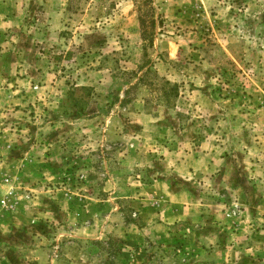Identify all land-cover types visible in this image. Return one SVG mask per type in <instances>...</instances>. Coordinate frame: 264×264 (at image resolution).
<instances>
[{"label":"rangeland","instance_id":"1","mask_svg":"<svg viewBox=\"0 0 264 264\" xmlns=\"http://www.w3.org/2000/svg\"><path fill=\"white\" fill-rule=\"evenodd\" d=\"M152 5L0 0L1 262L117 264L83 203L171 217L147 264H264V0Z\"/></svg>","mask_w":264,"mask_h":264},{"label":"crops","instance_id":"2","mask_svg":"<svg viewBox=\"0 0 264 264\" xmlns=\"http://www.w3.org/2000/svg\"><path fill=\"white\" fill-rule=\"evenodd\" d=\"M53 144L51 145V151H52V158L55 153V148L56 144L53 140ZM51 156V155H50ZM49 156V157H50ZM41 160V163H45V166L48 168H54L55 167V159H52V164L49 163V161H45L43 159H38V161ZM185 160V159H184ZM180 159V165L183 164V161ZM22 161V160H18ZM178 163L176 164V170H178L177 167ZM56 168V167H55ZM49 171V170H48ZM165 181V183L163 182ZM162 181H157V180H152L151 184L149 185V194H152L154 191L152 190L153 186L157 184L163 185L162 186V197L165 199L166 202H172V200H175L177 198V191L172 189V185L170 183H167L165 179ZM157 181V182H156ZM160 182V183H159ZM161 187V186H160ZM151 188V189H150ZM160 193V191H159ZM179 193V192H178ZM148 194V195H149ZM150 196V195H149ZM102 200V199H100ZM80 202L81 198H80ZM81 203V205H78L77 211H78V218L74 219V211L68 210L65 208L64 210H61L60 213L65 216L68 222L74 220L78 222L76 227L74 228V236L75 238L81 239V238H86V237H102V236H109L110 239H112L116 253L115 256L118 258L117 264H147L148 260V254H146V248H150L151 244L154 242H158V240L165 236L168 235V229H169V224L173 222L171 220V217H165L163 215L161 216L162 213L156 214V217H152L148 221H142L143 217L141 216V213H137L139 215L138 222H141L140 224L137 223V221H125L118 216H120V212H118V206L116 209H111L110 211L104 212L102 215H97L96 214V219L97 222L100 220V223H98V227L94 228L92 227V224H85V219L88 217V212H87V206ZM114 210V211H113ZM63 211V213H62ZM165 214V213H163ZM169 216V215H167ZM145 217V216H144ZM173 217V216H172ZM168 218V219H166ZM144 223V224H143ZM87 239V238H86ZM146 239H149V241L146 243ZM151 241V242H150ZM143 242L146 243L142 244ZM146 246V247H145ZM156 247H164V244H160L159 246ZM139 252V253H137ZM139 259V262L134 263L136 261L135 257ZM7 255V251L0 253V260L4 258ZM7 261V258L5 259ZM2 261V260H1ZM0 264H8L9 262H1Z\"/></svg>","mask_w":264,"mask_h":264},{"label":"trees","instance_id":"3","mask_svg":"<svg viewBox=\"0 0 264 264\" xmlns=\"http://www.w3.org/2000/svg\"><path fill=\"white\" fill-rule=\"evenodd\" d=\"M143 2L148 4L149 10H152V11L154 10V6L152 5V0H143ZM150 25H151V27L153 26L152 18L150 19Z\"/></svg>","mask_w":264,"mask_h":264},{"label":"built area","instance_id":"4","mask_svg":"<svg viewBox=\"0 0 264 264\" xmlns=\"http://www.w3.org/2000/svg\"><path fill=\"white\" fill-rule=\"evenodd\" d=\"M6 202H7L6 197H4L3 199H2V198L0 199V204H1V205L6 204Z\"/></svg>","mask_w":264,"mask_h":264}]
</instances>
